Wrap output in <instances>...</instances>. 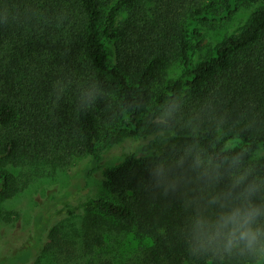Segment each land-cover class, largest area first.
<instances>
[{
  "label": "trees",
  "instance_id": "16d2710c",
  "mask_svg": "<svg viewBox=\"0 0 264 264\" xmlns=\"http://www.w3.org/2000/svg\"><path fill=\"white\" fill-rule=\"evenodd\" d=\"M246 3L195 62L202 24ZM125 135L144 154L104 169L112 197L65 208L87 213L80 264L105 218L152 240L142 264H264V0H0V201L20 189L10 165L88 157L85 176ZM62 245L54 226L45 252Z\"/></svg>",
  "mask_w": 264,
  "mask_h": 264
},
{
  "label": "rangeland",
  "instance_id": "374dc122",
  "mask_svg": "<svg viewBox=\"0 0 264 264\" xmlns=\"http://www.w3.org/2000/svg\"><path fill=\"white\" fill-rule=\"evenodd\" d=\"M260 4H240L235 14L202 24V35L196 43L204 40L205 46L196 51L194 61H199L209 48L227 34L240 32ZM218 14L221 16L220 12ZM183 71L180 60L168 63L163 71L164 84L180 77ZM140 145L143 146L141 138L130 135L120 137L103 151L99 169L85 176L83 171L90 163L88 157L78 158L68 168L10 165L8 169L17 177L20 189L13 197L0 201V264H10L21 255V264L84 262L86 258L82 255L81 241L87 213L81 209L69 214L65 208L91 197H112L105 185L104 169L119 164L132 154H144ZM263 155L264 149H259L255 156ZM69 189L75 192L71 202L56 204ZM54 226L60 229L63 245L45 252L50 229ZM98 231L103 235L104 242L95 251L97 264L104 261L109 264H142V252L152 244L150 238L134 230L120 229L113 218H105ZM36 245L43 251L39 252Z\"/></svg>",
  "mask_w": 264,
  "mask_h": 264
}]
</instances>
